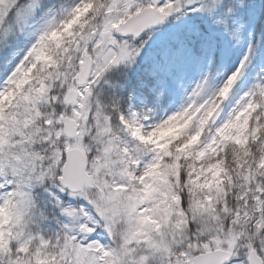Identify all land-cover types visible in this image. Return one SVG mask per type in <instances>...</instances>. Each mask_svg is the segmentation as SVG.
I'll return each mask as SVG.
<instances>
[{
	"label": "snow or ice",
	"instance_id": "obj_1",
	"mask_svg": "<svg viewBox=\"0 0 264 264\" xmlns=\"http://www.w3.org/2000/svg\"><path fill=\"white\" fill-rule=\"evenodd\" d=\"M0 264H264V3L0 0Z\"/></svg>",
	"mask_w": 264,
	"mask_h": 264
},
{
	"label": "rangeland",
	"instance_id": "obj_2",
	"mask_svg": "<svg viewBox=\"0 0 264 264\" xmlns=\"http://www.w3.org/2000/svg\"><path fill=\"white\" fill-rule=\"evenodd\" d=\"M240 55L242 56V55H243V53H241ZM178 104H179V101H177V106H178Z\"/></svg>",
	"mask_w": 264,
	"mask_h": 264
},
{
	"label": "trees",
	"instance_id": "obj_3",
	"mask_svg": "<svg viewBox=\"0 0 264 264\" xmlns=\"http://www.w3.org/2000/svg\"><path fill=\"white\" fill-rule=\"evenodd\" d=\"M261 3H264V0H260Z\"/></svg>",
	"mask_w": 264,
	"mask_h": 264
}]
</instances>
